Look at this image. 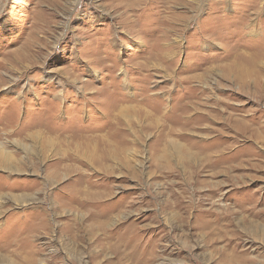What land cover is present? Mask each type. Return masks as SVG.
Instances as JSON below:
<instances>
[{"label": "rangeland", "instance_id": "obj_1", "mask_svg": "<svg viewBox=\"0 0 264 264\" xmlns=\"http://www.w3.org/2000/svg\"><path fill=\"white\" fill-rule=\"evenodd\" d=\"M0 264H264V0H0Z\"/></svg>", "mask_w": 264, "mask_h": 264}]
</instances>
